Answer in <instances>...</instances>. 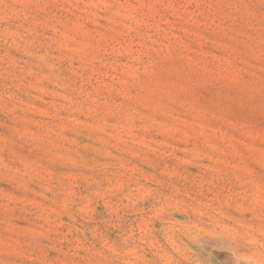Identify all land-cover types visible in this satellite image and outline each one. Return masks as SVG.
Segmentation results:
<instances>
[{
  "label": "rangeland",
  "instance_id": "1",
  "mask_svg": "<svg viewBox=\"0 0 264 264\" xmlns=\"http://www.w3.org/2000/svg\"><path fill=\"white\" fill-rule=\"evenodd\" d=\"M0 264H264V0H0Z\"/></svg>",
  "mask_w": 264,
  "mask_h": 264
}]
</instances>
